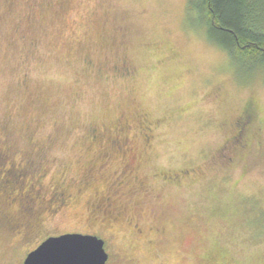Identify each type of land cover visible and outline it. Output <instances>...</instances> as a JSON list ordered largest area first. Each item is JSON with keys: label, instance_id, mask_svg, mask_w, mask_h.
<instances>
[{"label": "rangeland", "instance_id": "obj_1", "mask_svg": "<svg viewBox=\"0 0 264 264\" xmlns=\"http://www.w3.org/2000/svg\"><path fill=\"white\" fill-rule=\"evenodd\" d=\"M254 3L264 28V0ZM200 8L0 0V145L43 211L28 231L7 230L2 218L17 212L0 191V264L71 230L101 238L108 264H264V59L216 44ZM125 127L137 135L122 161ZM59 189L70 203L51 214ZM115 192L122 218L109 227L93 206Z\"/></svg>", "mask_w": 264, "mask_h": 264}, {"label": "flooded vegetation", "instance_id": "obj_2", "mask_svg": "<svg viewBox=\"0 0 264 264\" xmlns=\"http://www.w3.org/2000/svg\"><path fill=\"white\" fill-rule=\"evenodd\" d=\"M237 120H236V127H238ZM244 124V123H242ZM242 127V125H241ZM240 127V130L237 131V136L235 137V140H237V137H239V134L242 131V128ZM131 128V127H128ZM238 129V128H237ZM127 127L122 128L121 130H118L116 133L119 138H117V143H115L114 150L119 158H121L122 161L126 160V153L127 150H129L131 140L133 141L134 136L137 134L133 135L130 134L129 136L127 135ZM151 131L149 128H146V133L144 135L140 134L141 137L144 140L145 143H148V141L152 138V136L148 135V132ZM125 149V153H123L121 150ZM131 148V147H130ZM129 154V152L127 153ZM10 155L8 153V149L2 148L0 145V191H1V198L3 201L7 202V208L12 210H15L17 212L15 215H9L6 214L7 216L2 218L1 223L3 224L2 226L7 229V230H14V229H20L19 231L25 232L28 231L29 226H30V216L33 214L29 215V212H35L39 211V214H41L43 211L41 209L42 207V198L40 197V194L38 193L37 189L35 186L31 185L28 182V175L25 176L24 171L22 169H17L15 165L12 164V162L9 163L8 159ZM125 156V158H123ZM221 159L223 162H228L230 161L229 157H225L224 155H221ZM226 158V159H225ZM131 171H129V174L132 175L133 177V182L134 183H139L141 184L140 187L144 193V195H148L150 193L149 187L147 184L142 183V180L140 179L139 176L136 175V172L133 171L132 168H130ZM24 173V174H23ZM169 175H162L161 178L165 179H171L168 178ZM130 177L129 179H131ZM174 178V176H173ZM129 179L125 180L124 176L122 179H119L116 177V182L117 185V191L121 190L124 186H128L129 184ZM123 180V181H121ZM139 180L141 182H139ZM134 185V184H133ZM62 189H59L58 191L54 192L52 198L47 201L48 205L44 209L47 212H50L51 214H57L59 212H62L63 209L66 208L68 205V202L70 203V197L69 194H66L61 191ZM123 193L122 192H115V193H110L108 194L104 200L99 201L95 203L93 213L94 219H98L100 222L107 223L106 226L112 227L113 224H116L117 222L121 221L122 216L118 212V207L115 208L116 205V198L122 199ZM143 197V196H142ZM52 203V205L49 204ZM14 204V206H12ZM37 208V209H36ZM123 208V207H122ZM97 215H100V217H97ZM102 223V224H103ZM126 225L131 227L134 232L141 233L140 229V224L132 221V220H127ZM67 233H80V234H91L95 235V233H88V232H78L76 230H71L70 232H64L61 234L49 236V237H54V236H59L62 234H67ZM97 234V233H96ZM47 237V238H49ZM45 238L44 240H46ZM44 240H42L37 246L34 247V249L27 251L21 261V264H23L24 260L26 259L27 255L35 250ZM110 258L108 256L107 264L109 262Z\"/></svg>", "mask_w": 264, "mask_h": 264}, {"label": "trees", "instance_id": "obj_3", "mask_svg": "<svg viewBox=\"0 0 264 264\" xmlns=\"http://www.w3.org/2000/svg\"><path fill=\"white\" fill-rule=\"evenodd\" d=\"M210 38L232 56L264 59V28L255 21L254 0H200ZM39 219V211L29 212Z\"/></svg>", "mask_w": 264, "mask_h": 264}, {"label": "water", "instance_id": "obj_4", "mask_svg": "<svg viewBox=\"0 0 264 264\" xmlns=\"http://www.w3.org/2000/svg\"><path fill=\"white\" fill-rule=\"evenodd\" d=\"M104 241L91 234L49 237L30 252L23 264H106Z\"/></svg>", "mask_w": 264, "mask_h": 264}]
</instances>
